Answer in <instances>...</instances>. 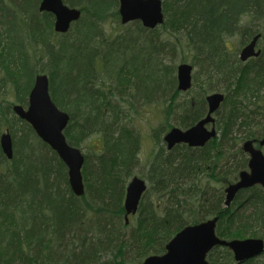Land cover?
Listing matches in <instances>:
<instances>
[{"label": "trees", "instance_id": "obj_1", "mask_svg": "<svg viewBox=\"0 0 264 264\" xmlns=\"http://www.w3.org/2000/svg\"><path fill=\"white\" fill-rule=\"evenodd\" d=\"M64 1L82 17L58 34L53 15L39 12L42 0H0V138L8 130L14 150L8 160L0 146V264H143L165 254L187 226L216 217L221 239L264 240V189L241 191L228 208L224 192L248 169L243 144L264 138V0H162V26L147 30L135 23L112 39L104 38L102 26L108 20L122 25L119 0ZM257 36L260 56L242 62L238 52ZM232 40L237 51L229 48ZM166 49L190 55L197 74L187 92L178 90L176 71L188 62L166 64ZM134 50L141 57L131 56ZM69 54L92 67L67 79ZM108 70L109 84L102 79ZM41 74L49 77L53 102L70 116L67 142L81 149L99 140L94 157L85 156L83 197L72 192L57 154L13 113L14 105H28ZM213 93L225 95L215 114L218 137L202 148L169 150L167 131L196 125ZM141 102H162L164 122L152 135L157 149L148 161V189L127 224L124 200L141 138L123 122L126 106ZM34 150L45 161L38 164ZM208 260L234 263L224 247L213 249Z\"/></svg>", "mask_w": 264, "mask_h": 264}, {"label": "water", "instance_id": "obj_2", "mask_svg": "<svg viewBox=\"0 0 264 264\" xmlns=\"http://www.w3.org/2000/svg\"><path fill=\"white\" fill-rule=\"evenodd\" d=\"M40 11L55 17L56 33L66 34L71 26L82 16L79 9L68 7L64 0H42ZM119 15L121 23L141 22L148 30L156 29L164 23L162 0H120ZM260 36L246 46L240 58L246 62L252 57H259L261 51H256ZM194 68L188 63L180 64L177 68L178 90L187 92L192 88ZM225 96L220 93L211 94L206 98L208 105L207 116L188 130L173 128L164 138L168 149L178 144L189 147H204L217 137L216 129H208L215 124L214 115L220 109ZM13 111L17 117L26 121L35 131L38 138L49 146L64 163L68 170L69 185L77 197L85 195V185L82 169L85 158L82 152L68 144L64 135L70 116L61 111L53 102L50 95V83L47 75L36 77L35 84L29 95L28 107L16 105ZM0 145L8 160L13 158V141L6 131ZM264 146V139L260 142ZM243 151L249 155V169L239 174L238 181L229 185L226 190V207H230L239 192L257 185L264 188V153L255 147V141L243 145ZM147 189L144 180L138 177L132 179L126 191L125 211L126 220L130 215H136L142 196ZM219 218L191 225L184 228L166 246L162 256H150L143 264H210L207 260L209 253L216 247L229 248L236 264L261 255L264 252V240L249 238L245 240L226 241L216 235Z\"/></svg>", "mask_w": 264, "mask_h": 264}, {"label": "rangeland", "instance_id": "obj_3", "mask_svg": "<svg viewBox=\"0 0 264 264\" xmlns=\"http://www.w3.org/2000/svg\"><path fill=\"white\" fill-rule=\"evenodd\" d=\"M11 1L14 2V1H17V0H11ZM135 23H139V22L129 23L128 25L123 26V25L113 24V22L108 20L102 26L103 27L104 38H111V39L115 38V37L118 36V34L120 35L121 30H122V33H128L130 30H132V28H134V26H135L134 24ZM126 29H128V30H126ZM123 30H126V31L123 32ZM130 38H132V36ZM262 45H264V43H262ZM229 48L232 51H237L239 49V47H238V45H237L235 40L234 41L232 40L229 43ZM241 49H240V51L238 53L241 52ZM257 49H259V48L257 47ZM165 52L169 53L168 57H165V55H164ZM165 52L163 53L164 56H162V60L166 64L167 63L171 64V61H176L177 63L180 64V60L181 59H186L188 64H191L190 63V55L187 52H185L183 54V53H181L178 50L176 53H171V51L169 52L168 49H166ZM71 54L68 55V57H67L68 60H66V62H65V67L69 69V72H68L66 78L69 79V80H72L74 78V76L77 75V72L79 71L80 68H85V67H89L90 68V67H92V62L91 61L80 60L78 57H75V56H72L71 59H70V55ZM140 54L141 53H140L139 50H134L132 52L131 56L141 57L142 54L141 55ZM179 64H177V66ZM95 66H96V68L98 67V69H99L100 65L95 63ZM194 74H197V70L196 69L194 70ZM109 75H110V70L102 71V79L104 80V82H108V84L112 82L110 80V78H109ZM175 76H176V73H175ZM200 81H201V78L199 77V82ZM147 89H148V87H147ZM192 92L194 93V91H192ZM7 101L14 102V100H13V98L11 96H9L7 98ZM141 103H140V106H137L134 109H131V105L130 104H128L126 106V109H128L129 114L125 118V121L123 122V125H125L127 130L133 129V132L137 136H139L137 138H141V149L138 152L139 165L134 169V176H138V177H140V179L146 181L145 176L147 175L148 161L151 158L152 153L155 152L156 149H157L156 139L153 138V136H152L153 135V131L156 130V132H157L158 131L157 129L160 126L159 124L161 122L162 123L164 122L163 114H164L165 107H164V104L162 102L160 104H158V106H156L154 104H148V106H147V105H145L143 103H142L143 105H141ZM176 119H177V117L172 115L171 116V123H170V121H169V123L170 124H175L176 123L175 121H177ZM170 130H168L167 133ZM5 131H6V129H4L2 133H4ZM162 144L163 143H161V145ZM98 145H99V140L98 139H95L94 141H93V139H90V140H88L87 142H85L82 145L81 150H82L83 154L86 157H94V153L93 152H95L96 150H100L99 148L95 147V146H98ZM48 156H50L49 153H48ZM32 157H35L34 160L38 161L37 162L38 164L41 163V159H43L42 161H45V158L38 157L37 152L35 150L33 152V156ZM110 259H111V257L110 258H106L105 261H108ZM208 261L210 262V260H208ZM233 264H235V260H234ZM244 264H264V254L262 256H259L258 258H255V259H253V260H251L249 262H246Z\"/></svg>", "mask_w": 264, "mask_h": 264}]
</instances>
